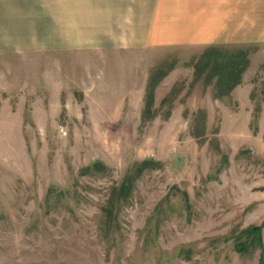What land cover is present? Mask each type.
Instances as JSON below:
<instances>
[{"label":"rangeland","instance_id":"rangeland-1","mask_svg":"<svg viewBox=\"0 0 264 264\" xmlns=\"http://www.w3.org/2000/svg\"><path fill=\"white\" fill-rule=\"evenodd\" d=\"M51 56L0 63V264H264V41Z\"/></svg>","mask_w":264,"mask_h":264},{"label":"crops","instance_id":"crops-1","mask_svg":"<svg viewBox=\"0 0 264 264\" xmlns=\"http://www.w3.org/2000/svg\"><path fill=\"white\" fill-rule=\"evenodd\" d=\"M221 41H264V0H0V63L12 56L34 64L41 55L70 56L82 48L204 47ZM7 82L0 77L4 91ZM146 91L147 85L140 99ZM144 106L138 107L141 119Z\"/></svg>","mask_w":264,"mask_h":264},{"label":"trees","instance_id":"trees-1","mask_svg":"<svg viewBox=\"0 0 264 264\" xmlns=\"http://www.w3.org/2000/svg\"><path fill=\"white\" fill-rule=\"evenodd\" d=\"M213 50V48H209L208 53L207 55H205V57L201 60V61H205L204 62H201V69H205V68H208V70H211L212 71V74H217V75H220L219 73H216L215 70L217 69L218 67V62H217V59L216 58H213V57H210V53L209 51ZM237 67L239 65H236ZM234 65V71L232 72V75L231 77H228V78H225L223 76V74H221V76H219V83L224 85V86H227L228 87V90H231L237 83L240 82V76H241V71ZM244 68V67H243ZM242 68V69H243ZM168 73V71H166L163 76L161 77V79L159 80H154V77H152V75L150 76L149 78V81H148V85H147V91H146V95H145V106H144V109H143V112H142V119L143 121H148L152 118H154L157 114H158V109L156 107V104H155V94H156V87L158 85V83H160V81L162 80V78ZM221 88V87H219ZM227 90V91H228ZM176 96H165L162 100V103L165 104L166 102H168L169 100H171V104H170V108L167 112V117L170 116V112H171V109H172V105H173V101L175 100ZM156 107V108H154ZM150 161H152L151 159L150 160H146L144 159L142 162H141V165L140 167L143 165H146L147 162L150 163ZM153 162V161H152ZM144 163V164H143ZM94 165H97V164H94ZM138 167V168H140ZM137 168V169H138ZM142 170V168L140 169V171ZM131 173V172H130ZM128 174V176L122 181V184L120 186L121 189H125L127 188L131 181H132V175L131 174ZM130 187V186H129ZM262 259L264 260V258L262 257ZM262 259H261V262H262Z\"/></svg>","mask_w":264,"mask_h":264}]
</instances>
